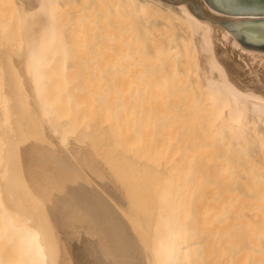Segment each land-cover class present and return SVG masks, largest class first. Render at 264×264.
Returning <instances> with one entry per match:
<instances>
[{"label": "bare ground", "instance_id": "6f19581e", "mask_svg": "<svg viewBox=\"0 0 264 264\" xmlns=\"http://www.w3.org/2000/svg\"><path fill=\"white\" fill-rule=\"evenodd\" d=\"M24 1L27 2V0ZM28 1L30 2V6L35 7L34 1ZM113 1L115 3V0ZM117 1L116 4L112 2V7L116 14L115 26L113 27L117 43L115 46H117L119 55L127 56L128 68L130 69L128 74L131 77L129 90L125 89L129 86H125V82L124 86L122 84L123 88L120 87V91L118 89L120 85H117L120 84L121 80L119 82L117 80L116 82L117 89L121 95L118 94L117 96L119 97H116L117 99L121 98V101L118 102L120 106H118H122L121 103L124 100H122V97H131L132 100L125 98L123 102L125 104V101L127 103V100H130L131 102H128L130 105L132 101L138 99V104L136 103L135 106L133 102L132 105L134 106L131 105L127 111V115L129 114V117L132 115V120H134L135 118L137 119L136 116L142 111L137 112L134 108L140 104L139 102L143 100L142 98H145L148 108L145 107L146 103L143 100L141 104L145 106L140 108L142 106L139 105L140 107L138 106L137 110L143 109L145 112L143 111L142 115L139 114L138 119L139 117L141 119L143 115H145V117L143 116L144 118L152 116L153 119H155L154 116L156 117V115L160 114L166 116L164 117L165 120L163 118V121L158 120L161 116L156 119L157 122H163V124L159 122L162 125L160 129H158L159 126L156 128V130L158 129V134L163 132L161 130L171 127L167 125L170 119L173 121L174 118L179 117V114H188L199 118L206 117L210 121L207 126L209 130L223 131L228 133L227 135H231L230 138L233 144L239 148V155H241L242 175L246 188V191L244 190L246 194L244 195L247 264H264V95L253 90L243 91L238 88L228 76L225 67L217 59L214 47L215 45H220L224 49H235L238 60L244 64L248 74H252L253 67L255 66L264 74V52L243 48L230 30L218 23L213 24L211 21L196 18L184 3L172 5L161 0H147V3H143L141 0H121L124 3L119 4L120 2ZM43 5H45V2L41 0L39 8H43ZM23 12L27 13L28 11L24 10ZM29 12L32 11L29 10ZM26 13H24V18H26ZM29 14L31 17V13H28V16ZM36 24V21L35 23L32 21L29 24L27 29H29L30 34H33ZM160 26L162 29L159 28ZM47 34H50V31L48 25L44 22L39 36L36 38L32 37L30 42H27L24 77L20 83L21 90L26 94L29 103L27 111L28 114L30 112L31 116L28 115V117L30 116L29 118L32 119L30 121H33V124L29 121L32 125H28L32 126L31 133L33 134L31 137H34L32 139H34L36 144L32 143L37 148L28 147L24 139L26 134H22V136L20 135V131V140L18 142H16L15 138L9 137L12 134L15 137V133L17 136V132L14 133V127L17 126L18 122H15L17 121L16 119L13 122L16 126H13L12 121L14 119L13 117V120L11 119L12 111L10 114V110L12 109L9 108V104L6 105L9 102H6L4 107L0 109L2 110L0 112V226L3 231L0 234L3 233L6 238L5 240L8 241L6 242L7 245L10 247V250L7 249L10 252H6L10 253L11 259L10 262L9 260L7 261L10 264H147L148 254L146 253L145 242L141 244L140 255L143 262H140L135 260L133 254L129 255L130 257L122 254L118 256V251H121V244L113 239L105 240L104 248L98 243L96 237L94 240L95 247L89 249L88 243H84L83 237L85 234L91 236L94 233L98 234L97 229H89L90 232H76V229H78V225L76 224L80 221H89L90 223L88 224L92 225L90 226L92 228H99V221L96 218L83 216L84 213L81 212L80 205L85 204L80 196H82L84 191L72 186L73 182H75V176L72 174L73 159L69 155L68 150L78 144L75 140L69 138L66 126H63V128L57 122L59 119L56 120L58 117L55 118L54 116L56 110L51 104L48 86L50 81L53 80L55 82L56 76H53L51 72L53 71L52 66L56 62L50 59L53 56V46L50 45V42H47V36H45ZM119 58L120 61H123L122 57ZM119 63L121 64L118 61ZM60 70H64V67L60 68ZM120 73L117 76H122ZM123 73L122 77L126 75L127 71ZM61 76L58 78L59 80ZM62 78L64 77L62 76ZM127 82L129 84L130 80ZM50 85H52V82ZM11 96H9L10 99ZM66 100H68V97ZM6 101H9V99ZM124 104V107L119 108L120 111L123 108L126 110ZM131 108L134 113L138 114H132L130 112ZM23 109L24 107L20 108V110ZM73 111L76 113L75 110ZM73 111L71 114H73ZM147 111L149 112L146 114ZM175 111L178 113L177 116H175ZM172 112H174L173 115L168 119L167 116L171 115ZM173 116L175 117L172 118ZM183 116L185 117L186 115ZM153 119L148 118L149 121ZM180 119L178 120L180 121ZM64 120L67 119L64 118ZM121 120H118V122L121 123ZM149 121L147 125L149 123L151 127H153L152 124H157L155 121H151L152 123ZM172 121L169 122L171 123ZM179 121L175 124H180ZM193 121H195V125L199 122L196 125L197 127L201 124L200 121L197 122L196 118ZM164 122H166L165 124L168 127H164ZM186 122L185 120V126H192L191 124V126H188ZM184 124L182 125L184 126ZM21 125L23 126V122ZM88 126L90 125L88 124ZM144 127L146 131L149 130L152 134L153 129L151 130V127ZM179 127L180 125L177 128L175 127L174 130L177 129L178 131L181 128ZM187 127H182L181 129L185 131ZM67 128L72 133V129H77V125L71 128V125L67 124ZM120 128H118L119 131L122 129ZM194 129L192 130L191 128L190 132L195 131ZM174 130L172 131L174 132ZM179 131L181 132V130ZM196 131L194 132L195 134L198 133ZM202 132L199 131L200 134ZM169 134H171V130ZM166 135L164 134L163 136L165 137ZM163 136L161 135V137ZM196 136L198 137V134ZM169 137H165V139L167 140ZM16 139L18 138L16 137ZM203 139L201 137L200 140ZM127 140L128 138L124 141ZM196 142L199 145L203 143H199V140ZM206 142L203 144L204 146ZM151 145L157 146L155 143H151ZM187 145L189 146L190 143ZM193 145L195 144L192 143V147L189 146V148H193ZM152 148L153 146L150 149L148 148V152H152L150 150L154 151ZM156 148L154 153L156 151L159 152ZM163 148L162 150H165L164 153L167 154L166 150L169 148V145ZM171 148L173 150L174 147ZM158 149L161 150V148ZM162 150L161 155L163 154ZM168 150L172 152L170 148ZM166 154L163 156L164 162L166 161ZM161 155L159 157H162ZM132 159L134 158L122 156L120 163H123L125 160L124 164H126L127 160ZM142 161L145 162L144 159ZM159 171L158 173H160ZM168 180L160 187V191L158 192V213L151 231L149 264L189 263L187 260L189 248L183 245L184 241L181 240L178 216L176 215L177 209L172 200V190L170 188V181ZM78 215L81 220L78 219ZM140 255L136 251L135 256L140 257ZM0 264L2 263L0 262ZM5 264L7 263L5 262Z\"/></svg>", "mask_w": 264, "mask_h": 264}, {"label": "rangeland", "instance_id": "374dc122", "mask_svg": "<svg viewBox=\"0 0 264 264\" xmlns=\"http://www.w3.org/2000/svg\"><path fill=\"white\" fill-rule=\"evenodd\" d=\"M32 1H34L35 7H33L35 10L30 6L28 0L29 4L24 0H0V109L4 107L6 102H9L6 105L9 104V108L12 109L10 110V114L11 111L13 113L11 114V119L12 117L14 119H12V123L16 119L17 121L15 122H18L17 126L13 123V126L17 127H14V133L17 132V136L15 133V137L14 134L9 137L15 138L16 142H18L20 135L26 134L24 139L27 146L37 148L32 143H35L34 139H32L33 136L31 137L33 134L31 133L32 126L28 125L33 124V121H30L32 119L29 118L31 116L30 112L28 114L27 111L29 103L26 94L21 90L20 83L24 77L27 42H30L32 37L36 38L39 36L40 29L43 27L44 22H46L50 34L45 36H47V42H50V45L53 46V56L50 59L56 62L52 66L53 71L51 72L53 76H56V85L53 80L50 81L48 86L49 98L56 110L54 116L55 118L58 117L56 119H59L57 122L62 127L66 126L69 138L75 140L78 144L68 150L69 155L73 159L72 174L75 176V182H73L72 186L84 191L82 196H80L85 204L80 205L81 212L84 213L83 216L96 218L99 221V228L90 227L92 225L88 224L90 223L89 221H80L76 224L78 225V229H76L77 233L79 231L90 232L89 229L98 230V234L94 233L92 236L85 234L83 237L84 243H88L89 249H92L95 247L94 240L97 237L98 243L105 248V240L113 239L121 244V251H118V256L122 254L130 257L133 254L135 260L143 262L140 250L142 249L141 244L145 242L146 253L148 254L147 264H149L151 231L158 213V192L160 191V187L169 179L172 200L177 209L176 215L178 216L181 240L184 241L183 245L189 248L187 254L189 264H247L244 195L246 194L244 192L246 188L242 175L241 155H239V148L233 144L230 138L231 135H227L228 133L223 131L209 130L207 126L210 121L206 117L199 118L183 114L189 118L184 119L185 117L179 114V117L174 118L178 114L176 111L175 116L172 117L174 120H169L172 121L171 123L166 119L168 121L167 125L171 127L166 126L165 123L167 121L164 122V127L168 128H165V131L161 130L163 134H158L157 130L162 127L160 123L163 124V118L166 116L160 114L156 115V117L154 116L155 119H153L152 116L144 118L145 115H143L144 117L141 116V119L140 117V120L138 119V115L144 110L137 109L140 106H142L140 108L145 106L141 102L144 100V103H146L145 107L148 106L145 98H142L143 100L139 102V107H133L137 112L142 110L139 114L135 112L138 114L136 116L137 119H134L135 121L132 120V115L130 117L129 114L127 115V111L133 102L135 106L136 103L138 104V99L132 101L130 105L129 103L132 98H128L129 96L122 97V100H125V98L130 100H127V103L125 101V104L123 103L124 100L122 103L120 102L122 104L121 107H124L123 104L126 106V110L123 108L121 110L123 112L120 111L119 108L121 107H119L120 104L118 102L121 101V98L117 99L119 97L117 95H120V87L123 88L122 84L124 86L125 82V86L129 85L125 89L129 90L131 77L128 74L130 69L128 68L127 56L119 55L117 46H115L117 43L113 27L115 26L116 14L112 5L116 4L117 0H115V3L113 0H44L45 5H43V8H39L41 0ZM117 2H120L119 4L124 3L121 0ZM141 2L147 3V0H141ZM36 7H38L37 10ZM22 10L28 12L26 13ZM29 10L34 11L33 14ZM24 13H26V18H24ZM28 13H31V17L30 14L28 16ZM27 20L28 22H26ZM32 21L34 23L36 21L37 24L34 26L33 34H30L27 28ZM119 57H122L123 61H120ZM118 61L121 64L123 63V65L119 64L125 68L121 69L120 66L118 67ZM125 63L126 65L124 66ZM62 67H64V70H60ZM118 71L119 73L122 72L120 73L122 76L124 75L123 72L127 71V73H125L124 77L121 75L117 76L119 75V73L117 74ZM60 76L61 82L58 79ZM117 80L118 82L121 80L118 85L116 84ZM122 80L124 81L122 82ZM129 80L128 84L127 81ZM51 82L54 85L53 87L50 85ZM116 85H120L118 88L120 91ZM56 88L58 89L55 90ZM9 96H11V99ZM67 97L68 100H66ZM8 99L9 101H6ZM71 104L72 106H70ZM23 107L24 109L20 110ZM78 108L79 110H77ZM130 110L135 115L132 108ZM72 111L73 114H71ZM90 113L92 114L91 116ZM173 113L168 115L167 118L169 119ZM119 114L120 117L118 118ZM122 114L125 115L123 116ZM28 115L30 116L28 117ZM194 117L197 122H201L198 126L199 129L196 126L199 122L195 125V121H193L195 120ZM64 118L67 120H64ZM124 118L127 120L125 121ZM148 118L153 119L151 121H155L156 119L162 121L157 122L156 120L155 122L159 125L152 124L153 127H151V124L148 123L147 125ZM182 118L184 122L185 120L189 121L188 123L186 122L188 126H192H185L184 122L182 123ZM118 120H121V123ZM131 120L132 122H130ZM175 120L176 122L179 121L180 124L176 125V122L173 123ZM22 122L25 127L21 125ZM67 124H70L71 128L77 125V129H72V133H70ZM173 125L176 128L179 125L181 128L187 127L185 131L189 133L180 127L178 131L177 129L174 130L175 127ZM144 126L151 127V130H154H152V134L148 128V131H146ZM22 128L26 133L23 132ZM118 128L121 130L119 131ZM156 128L158 129L156 130ZM169 128L171 134H169ZM191 128L192 130L195 128L194 130H197L196 132L198 133L195 134V131L192 130L190 132ZM166 129L168 132H166ZM123 130L125 131L123 132ZM73 131L75 132L73 133ZM199 131L203 132L200 134ZM210 131L212 132L210 133ZM164 134H167L165 137L174 135L169 137L171 140L169 138L166 140L163 136ZM197 134L199 139L196 136ZM190 135L193 137H190ZM201 137L202 139L204 137V139L200 140ZM125 138H128V140L124 141L126 140ZM119 139L121 140L119 141ZM197 140H199V143H203L199 145L196 142ZM191 141L195 144L193 148H191ZM205 141L207 142L204 146ZM124 142L126 143L124 144ZM150 142L155 143L157 148L151 145ZM168 142L170 143L167 144ZM186 142L190 143L189 146L193 150L189 148ZM141 143L145 145L142 146L143 144ZM150 145L151 147L153 146L152 149L154 151L156 148L159 152L156 151L154 153L153 150H150L153 153L148 152L151 148ZM168 145L170 150H172L171 147L174 148L172 152L168 150L169 148H165L170 152L166 150L167 155L162 148L168 147ZM147 146L149 149L146 148ZM134 147L136 148L134 149ZM144 148L146 149L144 150ZM158 148H161L162 155L161 150ZM165 154L166 161L164 162L163 156ZM195 154L198 159L195 158ZM159 155L163 158L159 157ZM122 156L133 157L134 159H132L133 161L127 160L126 164H124L125 160L123 163H120ZM139 156L141 159H139ZM143 159L145 162L142 161ZM78 219L81 220L79 215ZM76 225L74 224V226ZM0 232H3L1 226ZM0 236V246H2L0 248V260L2 259L0 262L2 264H5V262L10 264L7 260L10 262L11 255L6 252L10 250V247L6 243L8 241L5 240L6 238L3 233ZM136 251L140 257L135 256Z\"/></svg>", "mask_w": 264, "mask_h": 264}, {"label": "water", "instance_id": "95a60500", "mask_svg": "<svg viewBox=\"0 0 264 264\" xmlns=\"http://www.w3.org/2000/svg\"><path fill=\"white\" fill-rule=\"evenodd\" d=\"M161 1L172 5L184 3L196 18L218 23L230 30L243 48L264 52V0ZM214 52L238 88L264 95V74L258 67H253L252 74H248L235 49L215 45Z\"/></svg>", "mask_w": 264, "mask_h": 264}, {"label": "crops", "instance_id": "0c3cea01", "mask_svg": "<svg viewBox=\"0 0 264 264\" xmlns=\"http://www.w3.org/2000/svg\"><path fill=\"white\" fill-rule=\"evenodd\" d=\"M187 264H189V263H187Z\"/></svg>", "mask_w": 264, "mask_h": 264}]
</instances>
